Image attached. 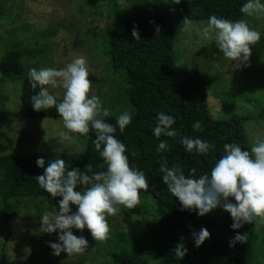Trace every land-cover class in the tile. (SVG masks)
Masks as SVG:
<instances>
[{
  "label": "rangeland",
  "instance_id": "1",
  "mask_svg": "<svg viewBox=\"0 0 264 264\" xmlns=\"http://www.w3.org/2000/svg\"><path fill=\"white\" fill-rule=\"evenodd\" d=\"M169 5L170 0H125L124 4L119 0H0V59L14 48L41 51L37 57L21 58L28 73L33 67L62 68L83 56L90 72L95 73L89 76L90 95L99 96L111 116L133 114L125 91V71L109 62L110 31L121 17H153ZM241 20L261 33V40L251 46L249 66L225 59L215 42L203 36L201 29L207 20H180L174 23L177 38L173 45V73L177 79L208 81L206 102L213 118L246 117L242 125L251 148L256 139H264V16L244 15ZM19 84L15 78L0 83V154L33 155L43 157L47 163L81 152L88 137L69 134L62 145L57 142L61 131H66L60 118L16 116ZM49 90L62 98V89L49 86ZM58 201L49 204L42 199H21L9 228L5 215L0 213V264H108L112 253H134L139 248L146 251L148 264H158L157 213L150 197H140L139 204L146 211L144 217H106L110 231L103 241H95L87 229H73L75 235L88 240L87 250L73 256L63 252L53 255L49 242H58L59 230L44 233L40 229V216L58 213ZM72 209L75 211L76 206L72 205ZM214 212L216 237L233 239L237 232L248 237L251 232L245 264H264V222L254 218L252 223L234 230L230 227V213L219 207Z\"/></svg>",
  "mask_w": 264,
  "mask_h": 264
},
{
  "label": "trees",
  "instance_id": "2",
  "mask_svg": "<svg viewBox=\"0 0 264 264\" xmlns=\"http://www.w3.org/2000/svg\"><path fill=\"white\" fill-rule=\"evenodd\" d=\"M246 0H180L170 5L163 13L153 17H121L110 31L107 53L112 67H122L125 71L126 93L134 109L132 122L123 133L119 128L115 136L127 146L130 166L144 171L149 179V188L140 191V197H150L157 213L159 241L156 244L158 264H245V253L250 244L252 233L245 237L246 242L229 245L232 239L216 237V215L214 210L204 216L191 211H181L178 199L167 192L159 172V163L167 160L169 166L180 164L187 174L195 169L199 176L210 172L211 167L224 154L225 143H237L242 149L250 150L249 139L242 121L246 117L231 115L225 119H215L207 107L209 83L206 79H177L174 77L173 45L177 38L174 23L180 20H207L218 16L230 20H241L244 16L240 7ZM153 21L154 23H150ZM137 25L141 39L132 37L133 25ZM160 31L157 32L156 28ZM42 36V34H40ZM42 52L31 48H14L0 59V83L15 78L19 84V104L16 116L19 118H60L55 108L34 111L31 96L39 88L33 89L27 72L21 62L24 56L37 57ZM59 99V98H58ZM159 112L172 115L175 123L172 128L176 137L161 136L168 145L166 151L157 152L160 140L153 135ZM106 122L115 125L116 117L109 115ZM199 121L201 129L194 131L192 124ZM182 136L200 138L214 145L205 155L188 153L179 144ZM90 131L85 148L74 154L63 156L67 168H80L91 164L93 172L105 170L103 160L96 151ZM37 157L21 153L0 154V199L5 215V225L10 226L17 203L21 199H42L51 203L50 197L39 187L35 177L43 169L35 164ZM91 175V173H89ZM77 190H80L79 188ZM132 214L144 217L146 211L138 204L133 209H123L116 215ZM252 226V225H251ZM207 228L210 237L200 247L194 245L193 232ZM183 237V240H181ZM184 243L187 253L182 260L175 258L173 249ZM108 264H148L146 251L137 249L134 253L120 250L111 254Z\"/></svg>",
  "mask_w": 264,
  "mask_h": 264
},
{
  "label": "clouds",
  "instance_id": "3",
  "mask_svg": "<svg viewBox=\"0 0 264 264\" xmlns=\"http://www.w3.org/2000/svg\"><path fill=\"white\" fill-rule=\"evenodd\" d=\"M119 2L124 4L125 0ZM174 2L179 4L180 0ZM239 10L246 16H264V0H246ZM156 31H160L159 27ZM201 31L206 39L215 42L225 59L235 61L239 66H249L251 46L261 40V33L250 28L245 20L233 21L215 15L207 19ZM131 34L136 41L141 39L135 24ZM90 74L95 75L90 72L88 61L83 56L72 59L62 68L33 67L27 73L31 87L39 88L30 98L33 110L55 108L66 130L61 131L57 142L62 145L69 134L87 138L91 131L95 137L92 143L103 160L101 167L105 168L93 172L92 165L87 164L84 167L86 171L80 168L69 170L63 159L56 158L47 163L43 157L36 159V166L43 169V173L35 177L37 184L51 198H61L58 213L40 216V229L44 233L59 230L58 242H49L55 256L62 252L68 256L79 255L87 250L88 240L83 235H75L73 229L80 232L87 229L95 241L107 239L110 228L106 217L116 215L122 208H135L140 203V191L147 192L149 188V179L144 171L130 166L127 146L115 136L117 127L123 133L131 124L132 114H120L115 125L106 122L105 118L110 113L99 96L90 95ZM49 86L62 89V98L53 95ZM156 121L152 132L157 140L162 135L177 136V131L172 128L175 123L172 115L159 112ZM192 128L194 131L202 130L199 121L193 122ZM178 142L186 152L205 156L215 148L198 137L182 136ZM167 149V142L160 140L156 151ZM223 152L210 172L199 176L195 169L186 174L178 163L169 166L167 160L160 162L159 172L167 192L178 199L181 211H191L198 216L223 208L230 213L233 221L230 227L234 230L252 223L254 218L264 222V139H256L250 150L242 149L235 142L225 143ZM72 205L76 206L75 211ZM209 237L207 228L192 233L196 247ZM236 242H246L245 234L237 232L229 245ZM173 253L175 258L182 260L187 248L184 243H178Z\"/></svg>",
  "mask_w": 264,
  "mask_h": 264
}]
</instances>
